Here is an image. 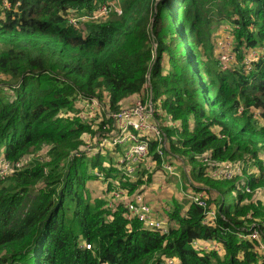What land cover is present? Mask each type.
<instances>
[{
  "label": "trees",
  "instance_id": "1",
  "mask_svg": "<svg viewBox=\"0 0 264 264\" xmlns=\"http://www.w3.org/2000/svg\"><path fill=\"white\" fill-rule=\"evenodd\" d=\"M109 1L0 0V153L17 162L52 148L50 163L0 179V264H264L255 243L237 235L254 223L264 232L262 199L236 181L204 176L200 166L205 186L197 190L218 210L216 222L206 226L201 207L185 215L174 201L168 218L176 227L168 235L145 230L123 208L110 213L103 198H92L88 166L101 167L99 158H70L89 126L60 116L80 94L107 95L117 109L151 88L179 122L166 128L171 150L192 161L205 153L249 161L260 174L246 171L247 184L264 190V0H120L121 15L70 24L69 11L92 15ZM214 22L233 28L235 67L224 69L216 57ZM228 182L239 192L234 206L221 191ZM209 240L224 254L194 245Z\"/></svg>",
  "mask_w": 264,
  "mask_h": 264
},
{
  "label": "built area",
  "instance_id": "2",
  "mask_svg": "<svg viewBox=\"0 0 264 264\" xmlns=\"http://www.w3.org/2000/svg\"><path fill=\"white\" fill-rule=\"evenodd\" d=\"M70 24L79 27L86 22L102 23L112 13L122 14L120 0L109 1L101 4L92 15H79L74 11L68 12ZM99 17L101 18L100 20ZM224 31H232L233 28L225 23ZM227 33H225L226 35ZM222 38L217 42V57L223 64V68H232L237 65V57L233 52L231 36ZM258 59V53L253 51L248 54L244 64L250 65ZM149 79V76H148ZM1 80V77H0ZM149 85V84H148ZM4 87L0 81V88ZM5 91L12 93V89L5 86ZM132 101V102H131ZM131 102V103H130ZM61 117L77 118L81 123L89 126V130L83 133L81 145L72 152L70 158H99L101 167H92L91 175L95 180L101 182L104 192L103 199L107 202L105 209L114 213L118 208L125 210V218L132 222L138 221L145 230L168 235L176 227V223L170 221L168 214L173 209H168L167 216L155 211L148 202V195L153 188L152 175L158 170L161 173H168L171 177L179 178L176 167L172 164L169 155H173L171 141L166 132L168 127H177L179 122L173 120L163 108L162 100H155L151 88L141 97L134 95L125 99L112 109L108 96L88 97L80 94L76 98L72 111H64ZM154 147V159L151 149ZM51 146H43L41 150L30 154L20 161L13 162L0 153V179L30 169L41 163H50ZM169 154V155H168ZM175 156V155H173ZM177 157V156H175ZM106 159L107 163H103ZM203 162L207 168V176L217 181H236L238 189L244 194L254 195L256 192L247 184L248 175L259 176V171L252 173L249 161L237 160L217 162L211 159L209 153L196 157V160ZM103 168V169H102ZM48 169L45 170L47 174ZM158 172L157 174H159ZM151 179V180H150ZM135 186V188L133 187ZM187 190H182V198L187 200L184 214H187L191 205H196L204 210V225L214 224L218 217V210L210 208L204 193L194 190L192 183ZM200 187H197V189ZM163 189V187H161ZM102 198V197H101ZM255 198V196H254ZM238 237L245 241L254 242L255 250L264 256V232L258 223L252 224L249 228H243L237 232ZM195 247L202 252L213 250L224 254L223 246L216 240L195 242ZM82 248L91 250L89 244L83 243ZM177 259H169L166 264H176Z\"/></svg>",
  "mask_w": 264,
  "mask_h": 264
},
{
  "label": "rangeland",
  "instance_id": "3",
  "mask_svg": "<svg viewBox=\"0 0 264 264\" xmlns=\"http://www.w3.org/2000/svg\"><path fill=\"white\" fill-rule=\"evenodd\" d=\"M110 17V15H109ZM108 17V18H109ZM107 18V20H108ZM101 18L99 17L98 20H100ZM228 23V22H225ZM225 23H217L214 22L212 27H211V36H213L215 38V53L217 54V42L218 40L222 39V38H226L229 37L227 34H229V31H224L226 29H224L225 27ZM229 24V23H228ZM230 25V24H229ZM225 33H227L225 35ZM232 38H231V43L232 46L234 45L235 42V35L232 33V31H230L229 34ZM233 48V47H232ZM258 51V50H257ZM255 50V52H257ZM259 52V51H258ZM257 52V53H258ZM209 53V51H208ZM217 57V55H216ZM218 58V57H217ZM11 96H13V92L10 93ZM107 96V95H106ZM132 102V101H131ZM130 102V103H131ZM172 151V152H171ZM170 152L177 156H173V155H169L172 158L170 159V161L172 162V164L176 167V171H178L179 173V178H175L173 183H169V179H170V175L168 173H161V170H158L155 174L152 175V179L153 181L151 182V184L153 182H155V180L157 179V181L155 182V184H157L158 182H160L161 184L163 183L165 185V187H167V193H164L165 196H167V203L168 205H166V207L168 206L170 209H173V202L176 201L177 203L181 204V205H186L188 203L187 200L182 198V190H187V188L190 189V187H188V185L190 184V182L193 185V189L197 190V187H204L205 183H204V178L201 177H197L198 176V170L200 168V166H202V170H203V174L204 176L208 177L206 172H207V168L203 162H201L199 160H195L192 161L191 159V155L185 154L183 153L181 150L178 152H174L173 150H170ZM103 163H107V160L104 159ZM89 172H92L93 169L91 167V164L89 163ZM252 173H256L255 171L257 170H251ZM158 172H160L161 174H157ZM234 183L232 182H228L225 185H221L222 189V193L224 196V201L226 206H234L237 202V196H238V190L236 188H234L233 186ZM79 188L80 190H82V181L79 183ZM87 186V191L91 194L92 198H96V197H102L104 195V192L102 190V184L101 182L97 181V180H90L88 181V183L86 184ZM215 194H217L215 192ZM218 195V194H217ZM256 199H262L264 201V190L261 189L260 191H257L254 194ZM170 197V198H169ZM169 198V199H168ZM161 199V197H160ZM160 199H158V201H160ZM166 200V199H164Z\"/></svg>",
  "mask_w": 264,
  "mask_h": 264
},
{
  "label": "crops",
  "instance_id": "4",
  "mask_svg": "<svg viewBox=\"0 0 264 264\" xmlns=\"http://www.w3.org/2000/svg\"><path fill=\"white\" fill-rule=\"evenodd\" d=\"M161 174V173H159ZM157 181V179L155 180V182ZM174 178L170 176L169 179V183H173ZM152 185L153 188H151L149 195H148V202L153 206V208L155 209L156 212H158L159 214L163 215V216H167V213L165 214V212H168L169 207L166 205L167 203V196H165L164 193H167V187H165V185L160 182H158L157 184ZM161 187H163V189H161ZM161 197V199H160ZM170 198V197H169ZM168 198V199H169ZM158 199H160V201H158ZM166 199V200H164ZM166 204V205H165Z\"/></svg>",
  "mask_w": 264,
  "mask_h": 264
}]
</instances>
